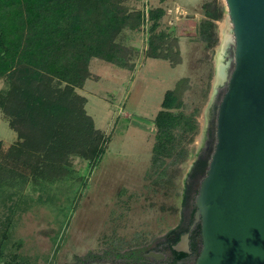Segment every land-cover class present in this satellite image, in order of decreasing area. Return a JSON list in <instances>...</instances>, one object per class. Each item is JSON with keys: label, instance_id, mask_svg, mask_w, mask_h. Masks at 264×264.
<instances>
[{"label": "trees", "instance_id": "obj_1", "mask_svg": "<svg viewBox=\"0 0 264 264\" xmlns=\"http://www.w3.org/2000/svg\"><path fill=\"white\" fill-rule=\"evenodd\" d=\"M201 8L205 18L196 33L208 48L217 41L215 22L223 10L214 0L203 2ZM164 14L162 6L148 10L147 56L177 64L181 57L172 42L177 39L170 38L172 29L161 27ZM142 24L141 9H130L123 0H0V110L16 133L11 143L0 140V202L21 194L30 183L77 185V190L86 185L104 151L106 136L95 127L85 109L87 99L76 89L91 76L89 61L93 57L133 69L138 50L122 40L124 31L136 32ZM187 88L188 77L176 80L164 92L153 118L148 177L155 185L170 182L169 168L190 154L188 144L198 129V108L187 111L183 100ZM73 155L86 161L83 171L75 168L70 160ZM205 163L197 159L194 170L188 172L182 205L188 196L187 180ZM194 212L195 206L187 222L182 219L155 248L169 250L163 260L145 256L149 250L129 248L88 252L75 256V264H176L187 254L172 246L185 232H190V250L197 256L200 224L189 229ZM12 214L0 223V264H35L17 252L20 242L7 248Z\"/></svg>", "mask_w": 264, "mask_h": 264}, {"label": "rangeland", "instance_id": "obj_2", "mask_svg": "<svg viewBox=\"0 0 264 264\" xmlns=\"http://www.w3.org/2000/svg\"><path fill=\"white\" fill-rule=\"evenodd\" d=\"M123 1L130 9H141L140 0ZM206 1L212 0H149V7L165 10L161 27L172 29L170 38L177 39L172 42L173 50H179L180 63L147 56L148 26L146 30L141 26L136 32L124 31L122 42L138 50L133 69L90 59L91 76L77 92L86 97L85 109L95 127L105 133L104 151L79 190L77 185L30 183L21 194L1 201L0 223L13 212L7 248L20 242L17 252L28 257V263L75 264V256L88 252L156 250L182 221L181 194L195 154L204 146L205 109L222 36L229 26L225 1L214 0L223 12L215 22L216 43L205 47L196 28L205 18L201 4ZM181 77H188L183 100L187 111L198 108V129L188 144L189 156L169 168L171 181L155 185L148 177L153 118L164 92ZM2 85L0 79V88ZM15 134L0 110V140L11 143ZM70 160L83 171L84 159L73 155ZM159 251L169 255V250Z\"/></svg>", "mask_w": 264, "mask_h": 264}, {"label": "water", "instance_id": "obj_3", "mask_svg": "<svg viewBox=\"0 0 264 264\" xmlns=\"http://www.w3.org/2000/svg\"><path fill=\"white\" fill-rule=\"evenodd\" d=\"M220 43L205 115L217 106L216 139L193 198L200 224L194 264H264V0H224ZM189 232L172 249L186 254ZM145 256L163 260L162 251Z\"/></svg>", "mask_w": 264, "mask_h": 264}, {"label": "flooded vegetation", "instance_id": "obj_4", "mask_svg": "<svg viewBox=\"0 0 264 264\" xmlns=\"http://www.w3.org/2000/svg\"><path fill=\"white\" fill-rule=\"evenodd\" d=\"M224 90H225V86H221L220 90L218 91L216 95L212 108H210L208 114L205 115V119L203 123V135H202L204 146H202V149L200 150V152L199 151L196 152L195 159L193 160V163L191 164V167L188 171V172H192L194 170L195 162L197 159L200 158L206 162L202 167L196 169L194 176H192L191 178H189V180H187L188 196H187V199L183 206V211H182V219H183L184 224L187 222L189 214L192 208L194 207L193 199H191V197L193 196L194 193L196 194L198 190V185L206 172L208 161L210 159L211 153L215 145L216 112H217L218 103L220 101L222 94L224 93ZM196 223H199V222H196ZM172 237L173 235L171 236V238ZM189 237H190V232H189ZM196 241L199 245L200 238L197 237ZM190 242H191V238L189 240V249H190ZM195 258H196V255L193 254L190 250V253L184 256L183 258L178 259L176 261V264H194Z\"/></svg>", "mask_w": 264, "mask_h": 264}, {"label": "built area", "instance_id": "obj_5", "mask_svg": "<svg viewBox=\"0 0 264 264\" xmlns=\"http://www.w3.org/2000/svg\"><path fill=\"white\" fill-rule=\"evenodd\" d=\"M140 4H141V12H142V18H143V24H142V27L147 28L148 26V10H149V0H140Z\"/></svg>", "mask_w": 264, "mask_h": 264}, {"label": "crops", "instance_id": "obj_6", "mask_svg": "<svg viewBox=\"0 0 264 264\" xmlns=\"http://www.w3.org/2000/svg\"><path fill=\"white\" fill-rule=\"evenodd\" d=\"M76 91H77V89H76ZM15 135H16V134H15ZM15 140H16V137H15ZM15 140H14V141H15Z\"/></svg>", "mask_w": 264, "mask_h": 264}]
</instances>
